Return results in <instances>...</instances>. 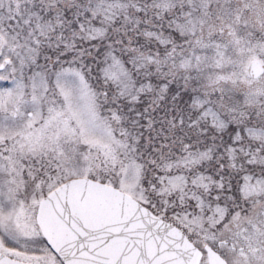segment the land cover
Returning <instances> with one entry per match:
<instances>
[{"label":"snow or ice","instance_id":"6c2138e0","mask_svg":"<svg viewBox=\"0 0 264 264\" xmlns=\"http://www.w3.org/2000/svg\"><path fill=\"white\" fill-rule=\"evenodd\" d=\"M0 264H264V0H0Z\"/></svg>","mask_w":264,"mask_h":264}]
</instances>
